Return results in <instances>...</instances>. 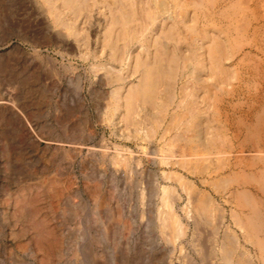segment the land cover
<instances>
[{
    "label": "rangeland",
    "instance_id": "1",
    "mask_svg": "<svg viewBox=\"0 0 264 264\" xmlns=\"http://www.w3.org/2000/svg\"><path fill=\"white\" fill-rule=\"evenodd\" d=\"M96 1H106L101 5V12H104V15L97 13L96 7L91 5L87 21L80 17L77 22L79 25L76 23L81 34H86L83 35L85 43L79 41L80 37L77 39L75 35L69 37L65 35L58 43L56 41L58 34L54 31L51 18L40 10L38 0H5L3 5H0V62H3L0 63V110L5 113L3 118L6 119L4 122L7 128L0 137V264H186L187 260L189 264H214V261L201 263L193 250L206 245L213 247V244L205 238L211 229L205 226L208 232L203 229V234L199 236L195 234L190 214L187 216L184 213V209L189 208L188 193L181 183H178V178H182L185 184L188 183L186 188H190L192 184L196 193L205 196L208 194L211 197L213 205L221 210L223 216L220 219L219 232L229 226L227 229L230 230V234L238 237L241 248L244 247L249 256L255 257L253 263L257 264L256 252L250 245L244 243L242 233L231 219L235 203L227 201L226 195L216 193L209 185L202 184L196 174L188 171L191 170L189 167L173 166L168 157L177 155L175 147L171 148L172 151L168 154L155 153L154 143L145 139L142 131H134L132 126H125L122 121L117 122L114 125L116 127L113 126L112 121L115 118L112 117L109 107L105 109L110 106V91L112 86L116 85L115 83L111 85L105 75L112 77L118 72L117 62L109 53L107 43L106 34L108 32L113 34L109 29L110 16L113 13L110 11L125 7L123 5L127 6L129 3H135L133 7L135 10L137 6L142 7L141 1L144 0L138 2L121 0L120 4L119 0ZM234 1L232 6L228 7L232 14L235 13L237 5L244 4V9H241L243 6H239L240 8L237 6L239 10L237 9V15L234 14L235 17L226 9L225 15L228 16L225 17L237 18L236 25L248 29L250 33L246 36L237 34L236 38L231 32V38H236V41L233 40L236 48H233L237 50L240 44L237 42L241 39L240 42L244 45L240 44L243 48L240 46L239 48L247 50L246 48L251 46V53L250 57L246 56V60L250 61H246L248 65L244 67L247 69L246 73L240 70L241 75L244 76L241 83L233 80L230 84L237 86L240 93L237 102L241 106L234 107L233 117L234 119L236 117L241 125L246 122L250 125L246 126L254 129L256 125L264 126V82H262L264 80L260 79L262 76L264 78V28H258L255 34L252 33V29L255 26L254 19H259L258 21L264 19L262 10L264 2L260 0V4L257 2L251 4L249 0L248 2L236 0V5ZM251 7L256 9L253 8L255 9L253 11ZM42 8L45 9V6ZM253 12L255 13L252 14ZM227 18L218 19L220 23L211 24L224 26L227 21L223 19ZM206 27L216 29L212 25L211 28L207 25ZM63 32L65 34V31ZM95 36L98 38V47L97 43L91 44V41L94 43ZM241 36H244V39ZM35 41L41 45L35 47L33 44ZM247 42L248 46L245 44ZM92 47L97 48L96 52L100 58L95 60L90 56ZM98 59L100 63H97ZM92 64H102V66L93 69ZM256 65L259 67L255 68ZM113 67L115 69H112ZM20 77L27 79L25 85L33 87L38 91L37 93L43 91L46 97L44 101H37L36 93L32 94V103L25 105L26 109L23 110L26 115L17 107L21 108L25 101L23 88L18 84ZM76 80L80 85L77 91L72 87V83ZM244 80L247 87L242 84ZM181 84L183 87V82ZM179 89L178 84L177 91ZM177 93L179 94V91ZM222 99L228 101L231 98L223 96ZM207 103L210 104L211 101ZM262 108L263 110H260ZM218 111L225 118V112L220 109ZM67 112L69 115L66 114ZM256 117L258 118L255 119ZM224 118L220 119L225 121ZM230 124L226 123L228 130L225 127L222 131L218 130L220 134L216 133L214 127L222 128V125L212 124L213 126L206 132V138H214L222 142L225 140L223 147L228 145L226 142H230V145L232 143L234 148L231 146L233 148L231 154L235 155L240 151L237 148L242 138L235 135L238 134L236 126ZM71 140L73 147L69 145ZM157 144L162 146L163 142ZM7 145L11 148V153L15 152V157L11 156L12 167H9L4 160L6 159L4 150ZM163 147H166L165 144ZM244 157L248 161L252 158L247 153H244ZM155 158L163 162L157 164ZM129 160H133V166L132 171L127 172L123 165ZM56 161L59 170L55 166ZM115 161L119 165H116ZM233 162L232 158L231 163ZM44 169L48 171L42 174ZM41 176L46 178L56 176L55 178L60 180L54 197L48 196L44 187L38 192L43 202L46 221L54 234L56 233L54 236L60 240L62 233V249L58 244L57 248H53L54 250L47 247L38 250L31 238V231L25 232L22 219L15 213L11 204L6 205L9 197L13 199L19 190L23 191L28 186H32L36 178ZM162 187L166 189L167 194H170L169 198L173 202L172 211L178 221L182 222L185 231L181 237L174 238L172 243L163 241L158 229V212L162 208L160 201ZM246 188L253 193V188L249 186ZM33 193L37 194L36 188L33 189ZM99 195L107 204V210L96 204ZM72 205L79 206V211L74 215L70 213ZM64 208L68 210L66 221H63V216L58 214L59 209ZM216 241L219 242L217 239ZM199 244L201 246L198 247Z\"/></svg>",
    "mask_w": 264,
    "mask_h": 264
},
{
    "label": "bare ground",
    "instance_id": "2",
    "mask_svg": "<svg viewBox=\"0 0 264 264\" xmlns=\"http://www.w3.org/2000/svg\"><path fill=\"white\" fill-rule=\"evenodd\" d=\"M4 2L5 0H0V5H3ZM38 2L40 3V10L51 18L54 31L58 34V36L56 35L57 38L55 36L58 43L61 42L62 37H65V35L68 37L75 35L77 39L80 37L81 40L79 41H84L83 43H85L83 35L86 34H81L80 28L76 26V23L81 18L87 21L89 6L91 5L94 8L96 7L97 13L104 15V12H101V5L106 1L38 0ZM120 2L121 0H119V4ZM232 2L233 0H144L141 1L142 7L137 6L135 10L133 9L135 3H129L127 6L123 5L127 8L118 7L115 11H110V13H113L110 16V25H108L113 34L109 32L106 34L108 36L107 43L109 44L107 45L109 47L108 50H110L109 53L117 62L116 66L119 74L117 72L112 77L108 76V74L105 75L111 85L112 83L116 84L112 86L110 91V103L108 102L110 106L105 109L109 107L112 117L114 116L115 118L112 121L113 126L117 122L122 121L121 123L124 122L125 126H132L134 131H142L145 139L154 143L153 152L168 154L172 151L170 149L175 147L177 155L175 157L167 156L168 159H171L173 166L189 167L191 170L188 171L196 174L202 184L209 185L216 193L222 196L226 195L227 201L235 203V208L233 207L231 214L233 224L242 233L244 243L250 245L256 252L257 264H264V126L259 123L261 126L256 125L257 128L254 126V129H252L248 123L245 122L241 125L240 121L233 117L234 107L241 106V104L237 102L239 99L238 95H240L238 87L230 84L233 80L237 83H241L243 80L244 76L241 75L242 71L240 70H244L246 73L247 69L244 68L248 66L246 61L250 62L246 60V56L249 55L250 57L251 46L246 48L247 50L240 49L242 47L240 44L244 45V43L240 42V39V41L237 40V43H240L237 50L234 49L236 47H234L233 40L237 38L236 35L246 36L250 32L248 29H243L239 24L236 25L235 20L237 18L232 17L233 20L230 19L231 17H228L229 19L225 17L228 16L225 15V10L232 6ZM235 2L237 1L235 0ZM246 2L248 1L246 0ZM255 2L259 3L260 0H249L251 4ZM235 4L234 6L237 5ZM42 5L45 6V9L42 8ZM234 6L233 9L235 8ZM237 6L236 11L234 10L235 13L233 11L234 14H236L238 8L243 6L241 9H244L245 7L244 4L239 5L240 7L238 6V8ZM253 8L251 7L252 10ZM137 9L138 11H136ZM262 10L264 12V9ZM230 12L231 15H234L232 11ZM222 18H227L223 19L227 21L226 24L224 26H215L216 22L220 23L218 19ZM258 20L254 19L253 34L256 33L258 28H264V19ZM206 25L210 26L209 28L212 25L216 29H208ZM63 31H65V34ZM231 32L234 33L235 39L231 38ZM244 36L241 37L243 38ZM248 42L245 44L247 45ZM96 43L98 47V38L95 36L94 43L91 41V44L96 45ZM33 44L35 47L41 45L38 41L33 42ZM117 50L118 54L116 55ZM96 51L97 48L95 47L91 51L92 55L90 54L95 60L100 58ZM100 62L99 60L97 63ZM0 63L3 64V62ZM91 66L94 69L98 68L97 66H102V64H92ZM258 67L256 65L255 68ZM112 69H115V67ZM262 77L259 78L264 80ZM26 80L23 77L18 80L20 88H23L25 101L21 108L17 107L24 115H26V112L23 111L26 109L25 105L32 103V94L36 93L37 101H44L46 98L43 91L37 93L36 89L25 85ZM182 82L184 84L183 87ZM178 84L180 85L179 94L177 93ZM242 84L247 87L246 80ZM79 86L77 80L72 83L75 91L80 88ZM223 96H228L231 99L223 101ZM209 101H211L210 104L207 103ZM263 108L260 110H263ZM218 109L225 112V118L222 117L223 114L221 115ZM260 112L259 114H261ZM4 114L0 110V137L3 136L7 129L4 122L6 119L4 120L3 118V116L5 117ZM66 114L69 115L68 112ZM220 118H224L225 121ZM238 119L240 118L238 117ZM227 122L231 123L230 126H236L235 129L238 134L235 135H239L242 138V142L237 148L240 151L235 155L231 154L234 148L232 143L230 145V142H226L228 145L223 147L225 140L222 142L214 138H206V132L213 126L212 124L220 123L222 125V128L214 127L216 133L220 134L218 130L222 131L224 127L227 128V125L229 126V124L226 125ZM240 130H242L241 134ZM157 140L158 142L162 141L166 147L158 145ZM72 142L71 140L69 145H72ZM10 151L11 148L9 146L6 147L4 150L6 159L4 160L9 167H12V159L15 157V152L11 153ZM244 153L252 156L250 161L246 160L247 157H244ZM232 158L233 163H231ZM160 162L162 163L163 161L155 158V163L160 164ZM57 165L58 162L55 165L56 168L58 167ZM116 165H119V163H116ZM132 166L133 160H129L123 165L127 172L132 171ZM57 169L59 170V168ZM47 171L48 169H44L42 174L47 173ZM55 177L46 178L41 176L36 178L32 186H28L23 191L19 190L13 199L9 197L6 201V205L11 204L15 213L22 219L23 227L26 229L25 232L31 231V238L38 250H44L43 248L46 247L52 250L57 248L58 244L61 249L63 248L62 233H60L59 240L55 237L56 233L54 234V231L50 229L43 212V202L40 200V193L38 192L41 187H44L46 194L54 197L56 186L60 182ZM177 180L188 193L189 208H185L184 213L187 216L190 214L195 234L199 236V234H203V229H211V234H207L205 238L213 244V247H206V245L205 247H200V249L193 248L199 260L202 261L201 263L207 261L212 263L214 261V264H255L253 263L255 257L249 256L244 247L243 249L241 248L238 237L231 235L230 230L227 229L229 226L226 228L223 226V231L219 232L221 229L220 219L223 216L221 210L213 205L211 197L208 194L205 196L196 193L192 184L190 188H186L188 183L185 184L182 178ZM247 186L253 188V193L255 194L248 190ZM34 188L37 189V194L33 193ZM160 192L162 208L158 212V229L161 239L172 243L174 238L181 237L185 231L182 228V222L178 221L172 211L171 205L173 202L169 198L170 194H167L166 189L163 187L160 188ZM96 204L100 208L107 210V204L102 200V196L99 195L97 197ZM59 211L58 214L63 216L62 220L66 221L68 216L67 208L59 209ZM78 211L79 206L72 205L70 213L74 215ZM205 226L206 228H204ZM192 243L194 242L192 241ZM186 264H189L188 260Z\"/></svg>",
    "mask_w": 264,
    "mask_h": 264
}]
</instances>
